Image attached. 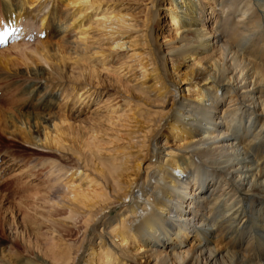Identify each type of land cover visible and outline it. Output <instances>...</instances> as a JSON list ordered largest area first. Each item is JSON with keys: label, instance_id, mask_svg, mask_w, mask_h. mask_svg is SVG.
<instances>
[{"label": "bare ground", "instance_id": "6f19581e", "mask_svg": "<svg viewBox=\"0 0 264 264\" xmlns=\"http://www.w3.org/2000/svg\"><path fill=\"white\" fill-rule=\"evenodd\" d=\"M167 1L180 39L165 49L152 30L159 0L139 30L103 0L2 3L5 27L37 41L12 46L17 61L0 55V101L34 104L13 110L22 130V116L42 125L24 137L43 156L24 162L46 170L49 199L74 219L66 236L82 219L80 241L50 264H81L86 245L89 264H264V0ZM93 27L116 33L107 49L131 48V62L111 64L87 44ZM102 73L119 99L83 124L70 111L99 104ZM9 121L0 106V131ZM99 121L117 131L109 137ZM68 152L72 165L60 160ZM4 155L1 171L19 159ZM10 251L0 247V264H45Z\"/></svg>", "mask_w": 264, "mask_h": 264}, {"label": "rangeland", "instance_id": "374dc122", "mask_svg": "<svg viewBox=\"0 0 264 264\" xmlns=\"http://www.w3.org/2000/svg\"><path fill=\"white\" fill-rule=\"evenodd\" d=\"M3 1L4 0H0V55L8 56L10 59L17 61V58L21 56L20 54L22 52L18 49H12V46L21 45L22 42H28L29 45L33 44L37 41V35H30L29 33L17 34L18 32H16L13 27L6 28L4 25L6 23H3L6 19L2 8ZM150 1L151 0H103V2L98 5L102 8L109 7L110 10H113L112 13L114 14H117L118 12L123 14L125 21L128 24L133 25L135 30H139L142 29L145 20L144 17H146L149 12V9L147 8L150 6ZM159 1L160 15L159 18L152 23V30L157 48L162 46V48L165 49L169 46L177 45L180 35H176L172 22L167 15L166 8L169 4L168 1ZM122 29L116 30H119V32L125 30ZM129 31L132 30L129 29ZM47 32L48 31H46L45 35H48ZM84 33L89 36L86 39L87 44H93L96 49L101 48L102 50H105V52L111 53V56L109 57L111 59V64L116 65L118 63L131 62V48L128 50L124 49L123 51H110L107 49L110 46L108 37L112 38L116 33L113 34V32L110 33L109 31L99 30L95 27ZM121 34L124 36L123 39H126V34L122 32ZM175 35L178 37L176 38ZM65 39L72 42V38L68 33H65ZM136 51H139V49ZM180 64L177 70H179L178 72L181 76L184 72V67ZM5 71L10 73L13 70ZM133 72H129L124 76L126 77V80L130 82L132 81L133 76L136 75V73ZM101 78V82L105 79L104 82H100L101 84H98L95 87L97 91H101L99 97L97 96L99 104H97L95 98L87 107H82L78 110H71L70 114L72 118L75 117L74 119L78 121L80 120L79 122L83 124L90 123L93 117L95 118L96 115L98 116V114L105 112L103 109L104 106L106 107L108 104H113L118 101L121 91L114 86L115 84L111 83V78L107 77L106 74L104 75V73H102ZM14 100L15 99H8L5 101L4 98L2 99V102L0 101V106H2L7 113H11L14 119V121L8 122L7 132L0 131V149L2 153H0V161L3 158L6 160L10 158L4 155L7 152L19 155V159H17L18 161L14 164V167L11 169L8 167L4 171L0 170V247H2L4 251L10 249V252L17 255V259L23 258L24 261L27 259H39L40 261L45 262V264H50L53 253H57L59 249H63L66 244H71L75 247L80 241L83 231L81 228L82 219H78L80 222H77L75 225L78 227V233L66 236V231H64V229L67 226L74 224V219H69L67 217L68 212L66 209H60V207L54 205L49 199L46 192L49 184L45 174L46 170L38 167L30 169L28 167L29 165L27 166L25 163L31 158H39V156H43V149H41V146L34 144L33 141H26L27 137H24L25 133L28 132H31L34 136H40L42 125L39 122L34 123L33 120L22 118V116L20 119H23L25 125V129L22 130L21 127H18L21 126L18 122V114H14L13 110L25 113L26 111L31 110L34 104L32 105L31 103V106L28 105L25 106V108L24 106H18L19 102H15ZM33 103H35V100H33ZM99 122L102 127L101 130L105 129V133L106 135H109V137L114 134V131H117L115 127L108 125L106 122ZM170 142L173 144V147L176 146L175 144H178L177 142ZM70 143L71 147H76L75 142ZM64 156L65 157H60V160L66 165L74 164V157L71 153H64ZM51 237H53V239H50ZM88 249L89 245H86L83 250V255H81V264L90 263L89 260L86 259V257H88ZM134 258L137 263L148 264L143 258L137 256ZM93 263H95V261Z\"/></svg>", "mask_w": 264, "mask_h": 264}]
</instances>
